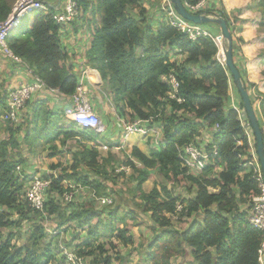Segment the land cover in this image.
I'll use <instances>...</instances> for the list:
<instances>
[{"label": "trees", "instance_id": "obj_1", "mask_svg": "<svg viewBox=\"0 0 264 264\" xmlns=\"http://www.w3.org/2000/svg\"><path fill=\"white\" fill-rule=\"evenodd\" d=\"M180 1L183 5L198 2ZM78 3L83 10L81 19L85 23L80 26L81 29L77 23L72 25V31L77 34L83 30L85 35H89L90 46L86 51L88 65L104 80L105 89L102 86V91L107 89L116 101L122 102L123 107H116V112L123 118L124 111L128 110L127 116L131 121L151 118L152 122H158L161 126L160 145L151 150L148 156L132 148L131 155L140 168L133 161L126 164L132 169L136 168V189L139 192L138 199L143 202L142 212L149 215L158 229L154 230L155 237L148 244L145 255H142L144 264H172L175 257L185 256L187 250L194 264H258L257 250L261 233L251 228L245 220V214L238 211L259 194V189L252 179V171L246 172L242 166L244 157L249 156V143L241 129L236 110L230 107L232 78L227 68L218 61L213 41L208 37L192 41L187 35L165 24L164 20L155 27L151 26L148 21L146 23L144 10L139 11L140 16L133 12L137 5H141L140 0H78ZM219 4L218 0H211L206 14L216 12L215 6ZM11 10L9 1L0 0V22L8 18ZM256 10L260 13L259 29L264 34V0L258 1ZM86 12L98 14L94 24L90 25ZM217 13L230 28L229 18L223 10ZM52 15V11L34 14L18 33L7 37L6 47L46 87L70 96L79 81L78 72L74 70L77 66L70 58V53L75 54L63 41L68 33L57 27ZM203 27L212 35L217 31L214 24ZM231 38L233 40L232 35ZM238 71L248 92L250 85L243 79L242 71ZM169 74H173L178 82V96L182 99L180 104L167 98L170 88L162 78ZM234 94L238 106L242 108L238 93L235 91ZM249 97L257 117L259 114L255 110L254 99L250 94ZM34 106L30 126L23 127L20 122H4L0 117V132L6 133L0 139V264H54L57 241L53 247L52 242L57 235L46 236L44 248L40 249L46 232L42 223L36 224L35 220L38 218L41 221L42 216L21 199L27 182L25 178L21 179L25 176L26 169L23 166L26 160L19 151L20 140L37 148L40 136L45 135L47 140L50 134L52 136L48 142L52 143L50 148L53 151L56 150L53 143L60 134L61 145L71 141L78 143V138L81 145L72 154L69 166L72 173L50 177L51 185L45 203L48 217L62 209L49 196L50 191L62 198L64 192H71L75 185L80 184L96 198L88 204L80 203L82 209L75 208L72 204L74 200L71 204L64 203L69 208L60 210L57 216L61 214V220L56 225L64 233L69 229H75L74 234L78 229L86 232V237L74 247L77 253L88 250L87 254L91 256L95 240L91 241L90 238L96 237L98 241L100 234L106 233H110L117 244L132 245V235L127 230L124 217L135 222L136 216L129 210L123 214V211H119V214L116 212L120 205L115 204L117 200L112 199V188L107 184V180L122 176L123 172L115 173L116 168L113 167L111 178V174L103 171L109 162L101 160L99 163L96 149H88L82 142L94 141L93 136L98 134L86 131L88 135H84L74 130V127L59 131L52 126V122L59 120L63 116L62 112L47 110L43 100L37 101ZM260 106L264 118V101ZM3 109L4 101L0 112ZM258 124L263 134V124ZM215 125L218 130L212 133L211 138L217 144V167L221 170L215 173L214 166H208L198 177L185 175L179 164L180 149L194 142L202 132L211 131ZM18 165L23 171L15 174ZM152 170H156L170 183L177 181L178 177L185 178L196 188L195 196L189 200L180 199L167 190L166 184L160 185L158 189L153 188L149 193L141 192L140 187ZM85 171L97 176L99 180L92 179ZM209 187L217 188V193L208 192ZM102 197L111 198L112 206H116L107 217L101 208L112 206L99 205L96 199ZM128 201L132 202V199ZM177 204L183 205L186 210L180 218L185 215V221H188L194 215L203 214L202 220L194 219L187 229L177 230L174 224L178 225L181 221L173 223L166 216L174 212ZM64 215L68 217L67 220ZM13 218L17 221L14 222ZM103 219H107V222ZM114 220H118L120 226H114ZM102 221L105 223L102 224ZM28 222L31 223L28 226L29 236L20 240L16 237L17 226L23 223L27 225ZM8 228L10 232L4 238L2 231ZM15 238L17 241H14ZM103 264H110V261L105 260Z\"/></svg>", "mask_w": 264, "mask_h": 264}, {"label": "built area", "instance_id": "obj_2", "mask_svg": "<svg viewBox=\"0 0 264 264\" xmlns=\"http://www.w3.org/2000/svg\"><path fill=\"white\" fill-rule=\"evenodd\" d=\"M164 3L165 7H163V11L165 13V24L177 29L184 35H187L192 41L199 37L210 38L217 48V59L220 57L223 61V49L225 48V41L223 40L220 32H217L214 35L210 34L209 31L203 27V25H195L181 18L176 13L170 2L165 0ZM210 3L211 0H198V2L193 5H187L185 3L184 7L189 13L193 15H203L210 18H218L219 14L217 11L223 10L220 4L215 6L216 12L208 15L206 14V10L208 9V5ZM51 11L53 12L52 19L57 27L60 28V30H64L65 33H68L72 37H77L80 35V32L74 34L72 31V25L82 21L81 18L83 16V10L79 5L78 0H17L8 18L5 21L0 22V47H2V49H4V51L9 54L14 59V61L19 63V60L14 58L7 50V37L20 26L21 21L25 16H28L31 13H50ZM228 18L230 22V28H228L229 33L233 36V40H236V20H230V18H232L230 16H228ZM218 61L220 62V60ZM28 71L30 74H32L30 70ZM89 73L90 71L81 72L75 91L70 96H65L55 89L46 87L40 78L32 74L31 82L21 83L17 87L5 92L3 95L4 109L2 111L1 120L11 124L19 122L22 110L28 101H30L32 96L36 94H44L45 96L62 95L68 100L67 107L62 110L64 120L69 121L72 126L80 132L92 130L95 133H102L103 127L101 119L96 114L93 106L90 104L88 96L89 92L85 83V80L92 81V79L89 77ZM162 80L170 88L167 98L169 100L175 101L178 104L182 103V99L178 96L179 85L174 75L169 74L168 76L163 77ZM233 109L236 110L238 114L237 117L241 129L244 131L249 143V156L247 158L244 157L245 162L242 166L243 168L252 171V179L257 183V188L259 189V194L253 197L249 201V204L243 206L240 209V213L245 214V220L251 228L261 233V240L257 250V262L258 264H264V179L256 155L253 133L245 112L239 106H235ZM117 122L118 124H122L123 131L126 135L139 136L146 135L152 129L151 124L153 123L151 118L148 120L134 119L129 123L118 118ZM217 130L218 126L215 125L211 131L204 132L205 135H202V132L201 136L195 138L194 142H189L180 149L179 164L180 167L185 171V175H199L208 166H217L219 162L217 144H215L211 138L212 133L216 132ZM237 144L239 145L240 143L238 142ZM102 149L106 150V147L103 146ZM124 170L125 167L121 166L117 168L115 172L120 173L124 172ZM21 171L23 170L20 166L15 167L14 172L16 174H19ZM26 171L25 176L21 177V179L25 178L26 182L28 183L27 189L24 193L25 199L27 201L26 204L30 209L39 212L42 218L47 219L48 215L45 211V203L47 199V192L51 185L50 177L56 178V176L48 173L47 178H44L43 176H39L36 173H26ZM68 187L72 188V186ZM76 194V191H66L62 194V200L68 204L74 200L73 197ZM96 202L101 206L113 205V201L109 197L98 198L96 199ZM183 207V205L177 204L175 206L174 212L168 215V218L173 223L185 221V215L180 218L181 214L186 213V210H184ZM43 228L47 232L44 224ZM61 249V256L57 260L56 264H90L86 262L87 259L80 257L77 255L78 253L75 254V250L67 249L65 245L61 247Z\"/></svg>", "mask_w": 264, "mask_h": 264}, {"label": "rangeland", "instance_id": "obj_3", "mask_svg": "<svg viewBox=\"0 0 264 264\" xmlns=\"http://www.w3.org/2000/svg\"><path fill=\"white\" fill-rule=\"evenodd\" d=\"M7 1H9V4H10L11 9H12L17 0H7ZM140 1H141V5L140 6L137 5L138 7H135L133 12H135L137 14V16H140L139 11L144 10V16H145L146 23L148 21V24H149L150 20L156 19V18H158V16H162V18L165 19V13L163 11V7H165V3H164L165 0H140ZM167 1L169 2V0H167ZM87 11H89V10H87ZM86 14H87V16H88V14L90 16H92L90 14V12H86ZM93 16L97 18L98 14H95ZM144 16H143V18H144ZM226 16L232 17V18H230V20H232V21H234L235 20L234 18H236V16L231 15V14L226 15ZM33 17H34V13H31L30 15L25 16L23 18V20L21 21V25L25 26L27 24V22H29V20ZM93 21H95L94 18H93ZM217 28H218V26H217ZM216 33L217 32H215V34ZM79 38H77L73 44V50H75V55H72V53H70V58L72 61H73V59H75L74 57H76V56L84 57L82 55L84 53H86V51H87V49L85 50V47L87 48V43H85L82 36ZM71 42H73V41H71ZM224 45L226 47L225 42H224ZM83 50L85 52H83ZM6 57L10 60H14L9 54H7L4 51V49H2V47H0V107H1V110H2V105H3V101H4L3 100L4 99L3 94H5L6 90L10 87V84L12 82L10 80V75H14V71H15V68L10 65L11 61L10 60H8V62L6 61V59H7ZM218 60H220V62L223 63V61L220 57H218ZM18 64H20V63H18ZM104 89H105V85H104ZM234 89H235V86H234ZM248 93L250 94L251 98H253L252 89H250L248 91ZM103 94L107 95L108 101H105V103H97L96 104V105L101 106V108L100 107L99 108L101 110L100 114H101V118H102V127L104 129V127H106V125L109 122L112 123L115 120L116 133H114V134L116 137L115 140H118L121 130H120V128H118L119 124L117 122V119L120 118V120H122V117H120V115L116 112L115 108L116 107L122 108L123 104H122V102L116 101L114 99V96L112 94H110L109 92H107V89L105 92H102V91L99 92L98 96H100L101 99H103V97H102ZM94 97H95V95H94ZM94 99L95 98H93L92 101H94ZM90 104L93 107L95 106V102H92ZM241 109H243V108H241ZM1 112H0V114H1ZM122 114H123V112H122ZM127 114H129L128 110H125L123 118H125L124 120L129 121L130 119L128 118ZM0 117H1V115H0ZM108 118H109V120H108ZM120 125H122V124H120ZM74 130H77V129L74 128ZM107 134H109V133H107ZM5 136H6L5 132H0V139L4 138ZM21 136H23V135H21ZM121 136H123V134H121ZM99 137L101 139L102 137H104V134L100 135ZM110 137H114L113 134L108 135V139L106 138V140H110ZM119 141L121 142L120 143L121 148L119 150L114 149L112 151V150H108L109 148H107L106 151H102L103 154L101 156V159H99V160L100 161L102 160L104 162L105 161L109 162L106 164V168L103 170L104 172H106L108 174H111V169L113 167L114 168H116V167L119 168L121 166L125 167V170H124L122 176L119 175V176H115L114 178H112V174H111L110 177L112 179L107 180L108 181L107 184L109 186H111V188H112V192H113L112 199L115 198V200H117L115 204L120 205L119 209L116 210V212H118V214H119L120 213L119 211H123L122 212V214H123V213L127 212V210H129V211H132L136 216L135 222H132V219H130V218L124 217V218H126V221H127V223H126L127 230L132 235V239H133L132 245L123 246L121 243L117 244L118 242L116 241V239L112 238L110 236V233H106L105 235L100 234V238L98 241L96 240V237L90 238L91 241L95 240L94 248H92L93 254L91 256H89L87 254L88 250H82V252L80 254H77V251H76L77 248H74V247L79 240H82L86 237V232L80 231L78 229V231L74 234L75 229H69V231L67 233H64L62 229H57L58 227H56V225L58 226L59 220H61V218H60L61 214L59 216H57V214L60 212V210L62 211V209H64V208H69V205H65L67 203H65L62 200L61 196H58V194L56 192L52 193L50 191L49 196L51 198H53L55 204H57L59 207H62V209H60L59 211L56 210L55 212H53L51 217H47V219L42 218V220L40 221L37 218L35 220V223L36 224L42 223V225L44 224V227L46 228V230L48 232L47 233L45 231L46 233H44V234H46V235H44L45 241L42 245H40V249L44 248V244L46 243V238H45L46 236H49L50 234L51 235H57V236H55V240H53V242H52V247H53L55 245V241H57L56 249H54V257H53L54 261L52 263L55 264V261L57 262V260L60 258V256H61L60 250H62L61 247H63L65 245V247L67 249L75 250L76 251L75 254L79 255L80 257H84L85 259H87L86 262L90 263V264H103L105 260H109L110 264H144V259H143L142 255L143 256L145 255V253L147 252L148 244L155 237L154 230L158 231V229L153 224V222L150 220V218L148 217V214H145L142 212L141 206L143 205V202L138 199L139 192L136 189V186H137L136 182L138 180L137 172L135 171L136 168L132 169V168L128 167L126 164L129 161H133L136 164L137 168H140V165L136 162V160L131 155L132 147L128 144H125V141L123 139H120ZM251 142H252V138H251ZM68 144L72 145L69 148L73 152L76 149H78V147L81 145L79 142L75 143V141H71ZM33 149L34 150H32V152H30L29 146H26L24 144V142H22L20 140L19 151L22 153V158L24 156V158L26 160V168L31 169L32 173H36L39 176L47 177L48 173H46L45 171L51 170L52 166L58 172L59 177L61 175L64 176V175L72 173V171L69 170V166L72 163V161H71L72 157L70 156L71 153L66 154V155L62 153V154L55 156L57 158L58 162H57V164H53L49 160L51 158H48L49 155L52 154V153H49L48 149L47 150H46V148L41 149L39 147L33 148ZM73 152H72V154H73ZM147 152H148V149H147ZM245 157H247V156H245ZM54 169H52V170H54ZM245 171L249 172L250 170L245 169ZM88 173H90V172L85 171V174H88ZM209 178H211V177H209ZM165 184H166L167 190L170 191L174 196H176L180 199L188 198L194 193V189L192 188L193 187L192 184L188 180H186L185 178L178 177L177 181H175V182L172 181L170 183L169 180L164 179L156 170L151 171V173L146 177L145 182L141 185L140 189H141V192H143V193H149L153 188L158 189V187L160 185H165ZM27 185H28V183L24 187V190H23L24 193L27 189ZM73 191H76V193H77L76 195H74V197H73L74 201L72 202V204L74 203L75 208L82 209V207L80 208V203L83 202L84 204H88L91 201H94L92 194L90 196V195L82 193V186L80 184L75 185L74 189H72L71 192H73ZM131 196H132V198H131ZM21 199L24 203L27 202L25 199V194L23 196H21ZM131 199H132V202L128 201ZM114 209H116V206H112L109 208H107V207L101 208V210L104 212V215L106 217H107V214L109 213V211L110 210L113 211ZM5 210L6 209H4V211ZM98 210H100V208ZM64 216H65V220H67L68 217L66 215H64ZM103 220L105 222H107L106 221L107 219L106 220L103 219ZM13 221L15 222V221H17V219L13 218ZM104 221H102V224L105 223ZM189 222H191V221L190 220L181 221L180 224H178L177 226H176V224H174V226L182 229V228H185ZM118 224H120V222H118V220L113 221L114 226H116ZM28 226H31L30 222H28L27 225H25L24 223L21 226L18 225L17 229H16L17 230L16 237H18L20 240L27 238L29 236ZM100 226H102V225H100ZM118 226H120V225H118ZM9 232H10L9 228L4 229V231H2L4 238L8 235ZM11 232H14V231L11 230ZM14 241H17V239L15 238ZM14 241H12V242H14ZM20 242H22V241H20ZM100 245H102V246L100 248H98ZM68 251H70V250H68ZM172 264H194V262H193V258L191 257V255L189 253V250H187V254L185 256L175 257L172 260Z\"/></svg>", "mask_w": 264, "mask_h": 264}, {"label": "crops", "instance_id": "obj_4", "mask_svg": "<svg viewBox=\"0 0 264 264\" xmlns=\"http://www.w3.org/2000/svg\"><path fill=\"white\" fill-rule=\"evenodd\" d=\"M218 1L220 3L221 8L223 9V12L226 15L231 14V15L236 16L235 19H236V24H237L236 25L237 36H236L235 42H232V52H233L232 54H234L233 55V62L237 66V68L242 71L243 79L246 81V83L248 85H250L249 90L252 89V91H253L255 110H257V113L259 114V116H257L256 118H257L258 122L263 124V129H264V118L262 115V108L260 106L261 102L264 101V59H263L264 58V34L259 29L260 13L256 10V5H257L259 0H218ZM93 18L95 19V21H93ZM97 19H98V16H97V18L94 17L93 15L90 16L89 14L87 16V20L90 22V25L94 24L97 21ZM163 20L164 19L162 18V16H158V18L150 20L149 24L151 26L155 27L158 24L162 23ZM83 22L84 21L77 22V24H76L77 27L79 28L82 24L85 23V22L84 23ZM23 27L24 26H22L20 24V26L11 34L18 33L19 30ZM80 29H81V27H80ZM82 31L83 30H80V35H78L77 37H72L69 34H67V37H65L63 40L64 43L66 44V46H68L69 49L74 52V54H75V50H73V44L77 38L82 36L85 43H87V48L85 47V50L88 49L90 46L89 42H88L89 35L88 34L85 35ZM215 32H219V28H217V31H215ZM81 33H83V34H81ZM71 41H73V42H71ZM83 52H85V51L83 50ZM82 56H84V57H80V56L74 57L75 59H73V61L71 60V62H73V64H75V66H77L74 70L76 72H78L79 76H80L82 71H90L89 77L92 79V81L85 80V83H86V86H87V89L89 92L88 93L89 101H90V103L95 102V106L93 108L96 111V114L100 117L101 122H102V118H101V114H100L101 106L96 105V104L97 103H105V101H108L106 94H103V96H102L103 99H101V97L98 96L99 92L102 91L101 87L104 86L105 82L101 78L99 73L96 70L92 69L88 65L87 58H85L86 53H84ZM8 60H10V59L7 58L6 61L8 62ZM10 61H11L10 65L15 68V71H14V75H10V80L12 82L10 84V87L6 91L17 87L21 83L32 81V74L29 73V71L25 67V65L22 66V64H18V63L15 64L14 60H10ZM220 63H222V62H220ZM235 91H236V89H234V84H233V82H231L229 94H230V99H231L230 100V107H232V108L235 106H238V99L236 98V96L234 94ZM102 92H104V91H102ZM94 95H95V97H94ZM93 98H95L94 101H92ZM39 100L45 101L46 102V109L50 110V111L62 112V110L65 107H67V105H68L67 98L62 96V95H57V96L46 95L45 96L44 94H36V95L32 96L30 101H28V103L26 104V106L22 110L19 122L21 125H23V127H26L27 125H29V126L31 125L33 110L35 108L34 104ZM122 119L124 120L125 118H122ZM108 120H109V118H108ZM124 121L129 123L130 120L129 121L124 120ZM53 125L59 131H66V130L73 127L69 121L64 120L63 116H61V118L59 120L53 121L52 126ZM118 128H120V130H121L118 140H115L116 137H115L114 133H116V126H115V120H114L112 123L109 122L106 125V127H104L102 133L99 134V133H95L93 131L95 134H98L97 136H93L94 141H85V140L82 141L86 148L89 149L91 147H94L96 149V151L98 152L97 160L99 163L101 162L99 159H101V156L103 154L102 151H106L107 148H109L108 150H112V151L114 149L119 150L121 148V145H120L121 142L119 141L120 139H123L125 141V144L130 145L132 148H136L138 151H140V153H142L145 156H148L150 154L151 150L157 149L158 146L160 145V141H161L160 129H161V126L159 125L158 122H153L151 124L152 129L144 136L126 135L123 131L122 125H120V124H119ZM56 129H55V131H56ZM88 131H92V130H87V132ZM87 132H81V133H83L84 135H88ZM107 133H109V134H107ZM102 134H104V137H102L100 139L99 136ZM112 134L114 137H110V140H106V138L108 139V135H112ZM121 134H123V136H121ZM203 134L205 135V133H202V135ZM51 136H52V134L48 135L47 140H46L45 135L40 136L39 141L37 142V144L39 145V148H41V149L46 148V150L47 149L49 150V153L53 154V155L52 154L49 155V157H48V158H51V159H49L51 161V163L57 164L58 160L55 156L62 154V153L65 155L71 153L70 156L72 157L73 151L69 148L72 145L68 144L69 142H67V144H65V145L60 144L59 140L62 138L61 134L59 135L58 139L55 140L53 143L56 150H54V151L51 150L50 145L52 143L48 142V141H50ZM78 141L81 142V140L79 138H78ZM25 145L29 146L30 152H32V150H34L33 145L32 146L27 145V144H25ZM103 146L106 147V150L102 149ZM147 149H148V152H147ZM77 150L78 149H76L73 153L77 152ZM23 158H24V156H23ZM23 167L26 170H28V171H26V173L27 172L32 173L31 169L26 168V163ZM219 168L220 167L215 166L213 171L215 173H217L218 171L221 170ZM204 171L205 170H203L199 175H201ZM45 172L51 173V174L55 175L56 177L58 176V172L55 169L54 170H52V169L46 170ZM120 173H122V172H120ZM86 175L92 177V179H94V180H97V181L99 180V178L97 176L90 175V174H86ZM199 175H190V176L191 177H198ZM192 188L194 189V193L190 197L184 198V200L185 199L186 200L192 199L195 196L196 188L195 187H192ZM207 191L210 193H217V188L214 189V188L209 187V188H207ZM82 193L90 195V196L92 194V197H95L93 195V193H91L87 188H84V187H82ZM241 208H239L238 213L240 212ZM168 215L169 214H166L167 217H168ZM202 217H203V214L194 215L193 217H191L190 221L192 222L194 219L200 221V220H202ZM191 222H189L185 228L180 229L177 227V230L183 231L184 229H187L188 225Z\"/></svg>", "mask_w": 264, "mask_h": 264}, {"label": "water", "instance_id": "obj_5", "mask_svg": "<svg viewBox=\"0 0 264 264\" xmlns=\"http://www.w3.org/2000/svg\"><path fill=\"white\" fill-rule=\"evenodd\" d=\"M176 13L184 20L195 24V25H209L215 24L219 28V32L226 43V47L223 49V65L227 68L232 82L235 86L236 92L238 93L239 100L242 104L243 111L247 117L248 123L253 133L255 141V149L257 159L262 171L264 179V141L263 134L258 124L256 114L249 97V93L246 91L241 75L233 62L232 56V38L228 30V24L224 18H210L203 15H193L189 13L180 0H169Z\"/></svg>", "mask_w": 264, "mask_h": 264}]
</instances>
